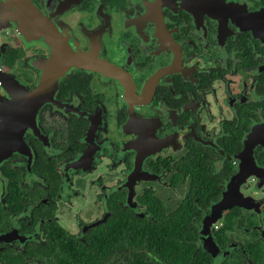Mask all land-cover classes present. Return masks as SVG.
Here are the masks:
<instances>
[{"label":"flooded vegetation","instance_id":"obj_1","mask_svg":"<svg viewBox=\"0 0 264 264\" xmlns=\"http://www.w3.org/2000/svg\"><path fill=\"white\" fill-rule=\"evenodd\" d=\"M0 27V264L213 194L220 264H264V0H0Z\"/></svg>","mask_w":264,"mask_h":264},{"label":"trees","instance_id":"obj_2","mask_svg":"<svg viewBox=\"0 0 264 264\" xmlns=\"http://www.w3.org/2000/svg\"><path fill=\"white\" fill-rule=\"evenodd\" d=\"M216 200L215 194L190 196L175 212L165 214L158 200L147 197L143 201L153 208L152 218L136 217L117 205L111 222L84 236L80 261L75 257L72 264H211L197 236L201 215L192 207L196 203L205 209ZM215 235L221 249V233Z\"/></svg>","mask_w":264,"mask_h":264},{"label":"water","instance_id":"obj_3","mask_svg":"<svg viewBox=\"0 0 264 264\" xmlns=\"http://www.w3.org/2000/svg\"><path fill=\"white\" fill-rule=\"evenodd\" d=\"M2 29V27H0V30ZM0 82L5 84V80L3 79V76H0ZM55 82L52 84V89L55 86ZM12 90V87H10ZM42 96L45 95V93L43 92L41 94ZM32 105V116L35 115V110L42 105V98L40 97L39 92H37V97L32 96H27L26 97ZM7 110L11 113L10 109L7 108ZM15 112H17V110H15ZM12 115V113H11ZM13 116V115H12ZM15 117V116H13ZM33 122V120H32ZM11 150L9 149H0V160L7 157L11 152ZM229 204H228V198L226 196H224L218 203H216L215 205H213L211 207V212L210 214L205 217L199 231H198V237L200 239V241L202 242V248L203 250H205L209 256L211 257V264H219V260L221 258V255L218 254L216 247L214 246V244L211 241V237H210V227L220 221L221 215L223 213V211H225L228 208Z\"/></svg>","mask_w":264,"mask_h":264},{"label":"rangeland","instance_id":"obj_4","mask_svg":"<svg viewBox=\"0 0 264 264\" xmlns=\"http://www.w3.org/2000/svg\"><path fill=\"white\" fill-rule=\"evenodd\" d=\"M6 36L3 34L2 35V39L4 40V38H5ZM6 39V38H5ZM1 92V91H0ZM2 98H6V95L3 93L2 94ZM210 237H211V234H210ZM211 241H212V238H211ZM212 243H213V241H212ZM214 244V243H213ZM215 246V245H214ZM216 247V246H215ZM216 249H217V247H216ZM217 252H218V254L219 255H221V258H220V260H219V264L221 263V261H222V258H223V255H222V253H219V251H218V249H217ZM218 264V263H217Z\"/></svg>","mask_w":264,"mask_h":264}]
</instances>
